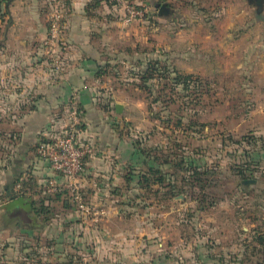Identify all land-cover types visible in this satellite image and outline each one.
I'll use <instances>...</instances> for the list:
<instances>
[{"label": "rangeland", "instance_id": "374dc122", "mask_svg": "<svg viewBox=\"0 0 264 264\" xmlns=\"http://www.w3.org/2000/svg\"><path fill=\"white\" fill-rule=\"evenodd\" d=\"M164 2L172 9L167 16L159 14L157 7ZM119 3L123 26L116 62L109 72L116 78L109 82L118 89L115 99H122L126 106L119 125L151 154L152 164H158L156 156L168 160L162 165L168 171L163 188L155 185L154 190L142 192L139 214L154 217L160 228L165 223L171 225L170 246H176L174 252L181 264H263L264 245L256 240L264 237V58L260 55L264 50L255 47L259 46L258 34H248L249 27L257 29L256 8L248 0ZM39 4L48 27L53 12L62 14L63 30L64 9L54 0H39ZM128 6L142 8L145 15L127 23ZM60 49L58 45L59 57ZM44 54L50 60L45 46ZM152 59L191 74L190 88L171 94L164 83L156 82L153 92L144 89L140 72ZM50 61L51 69L65 68L63 63L57 68ZM6 69L0 64L1 79ZM6 92L1 80L0 264L100 262L84 257L81 250L88 243L82 240L72 241L70 237L55 244L50 240L62 230L72 231L59 226V221L75 214L55 216L43 233L37 225L28 223L19 207L9 213L12 218L6 219L11 197L26 192L19 183L30 182L32 177L43 182L30 164L35 158L42 159L36 146L38 131L28 124L23 126L19 118L22 113L18 112L20 97H10ZM160 94L162 99L154 101ZM23 150L29 152L30 162L21 159ZM251 179L256 183L245 182ZM82 191L89 203L83 186ZM144 202L154 206L142 208ZM93 206L92 211L80 213L100 217L103 210ZM134 208L124 206V215ZM252 245L258 246V254L254 255ZM52 250L56 252L51 254Z\"/></svg>", "mask_w": 264, "mask_h": 264}, {"label": "crops", "instance_id": "0c3cea01", "mask_svg": "<svg viewBox=\"0 0 264 264\" xmlns=\"http://www.w3.org/2000/svg\"><path fill=\"white\" fill-rule=\"evenodd\" d=\"M54 1L65 14L59 44L60 59L65 64L63 71L51 69L52 63L44 54L49 27L43 23L39 0H0V64L7 66L0 84L2 80L10 97H20L18 112L22 114L19 118L23 126L28 124L38 131L37 144L63 132L70 102L73 98L78 100L84 113L79 141L96 144V152L84 161L81 183L89 203H94L104 213L96 218L84 217L63 188L49 191L47 183L62 181L63 177L41 155L42 159L35 158L30 164L43 177V182L32 177L30 182L19 184L25 186L26 197L48 205V212L38 216L30 210L28 202L21 209L28 223L39 226L42 233L55 216L75 214L73 218L59 221V226L72 231L62 230L50 240L55 244L71 237L72 241L88 243L91 247L84 245L81 251L86 258L99 259L96 264H181L182 260L174 252L176 246H170L171 225L165 223L160 228L154 217L145 218L137 208L143 201L144 190L164 186L156 183L152 175L150 183L140 184L142 175L151 174L149 165L161 169L164 177L168 171L160 160L156 161L157 165L152 164L151 154L142 153L138 140L127 136L123 125H119L120 113L126 106L122 99H115L118 89L112 88L109 82L116 78L109 72L116 62L115 50L123 26L120 0ZM254 16L257 29L249 27L248 34H258L259 46L255 47L261 52L264 50V8L256 9ZM260 55L264 58V51ZM117 75L115 73L114 77ZM117 104L122 105V112L117 110ZM28 153L21 151L20 157L25 162L29 161ZM39 184L43 186L39 188ZM128 205L135 210L124 215V206ZM153 206L151 202H144L142 208ZM55 252L52 250L51 254Z\"/></svg>", "mask_w": 264, "mask_h": 264}, {"label": "built area", "instance_id": "2783aa9c", "mask_svg": "<svg viewBox=\"0 0 264 264\" xmlns=\"http://www.w3.org/2000/svg\"><path fill=\"white\" fill-rule=\"evenodd\" d=\"M145 15L142 8L128 6L126 22L129 23L135 18ZM63 19L62 14L53 12L51 15L50 27L44 46L50 60L55 62L56 67H61V59L57 55V46L60 44ZM64 64V63H63ZM84 122V113L77 99L73 98L67 113V121L63 132L49 140L43 141L38 146V153L49 160L52 168L59 172L62 181H50L47 183L49 191H57L60 188L69 192L71 202L83 212H90L94 209L92 203L84 199L81 183V175L84 171L86 157L96 152V144L92 141L80 142L79 130Z\"/></svg>", "mask_w": 264, "mask_h": 264}, {"label": "trees", "instance_id": "16d2710c", "mask_svg": "<svg viewBox=\"0 0 264 264\" xmlns=\"http://www.w3.org/2000/svg\"><path fill=\"white\" fill-rule=\"evenodd\" d=\"M98 3V2H96ZM191 74H186V73H182L180 70L178 69H173L170 68L167 65H163L162 61L160 59H152L149 60L148 63L146 64L145 70L140 72V79L142 82V87H144V89H148L150 92H153L154 87L156 86V82L158 83H164V88H169L170 89V93L174 94L175 91L177 89H189L190 88V83H192V78H191ZM162 99L161 94L156 96L154 98V101L159 102ZM40 143H38L39 146ZM142 153L147 154V152L145 150H141ZM156 160H161L160 157L156 156ZM165 160H161L160 164H163ZM165 162H168V160H166ZM149 170L151 171L149 177L146 175H142L140 178V184L144 185V184H148L151 182L152 176H154L156 183H160L162 184L165 180V177L161 174L162 171L161 169H154L153 166L149 165ZM155 171V172H154ZM149 173V172H148ZM240 175H244L245 172L243 170H241ZM152 175V176H151ZM21 176H19L20 178ZM188 178V177H186ZM23 183H27L26 181H23ZM17 191V189H16ZM66 191V190H65ZM182 192V191H180ZM17 193V192H16ZM68 193V192H67ZM66 194V193H65ZM180 194V193H179ZM20 195V196H19ZM67 197L69 198L70 196H68V194H66ZM18 196V197H17ZM17 196H13L11 197V201H14L10 206L8 205V212L6 214V219L9 220L10 217L12 218L13 216H11V214H9L10 212H12V210L14 208H22L23 205L30 203L31 205V211H34V213L38 216L42 215V213H45L47 206L48 205H42V202H39L40 200H35V199H30L29 197H26L21 193H17ZM66 197V198H67ZM46 197L43 198V200ZM20 199H22L23 201H20ZM25 202V203H24ZM24 203V204H23ZM213 204V203H212ZM42 205V207H41ZM14 211V210H13ZM48 212V210L46 211ZM13 220V219H12ZM41 222H39L38 224L40 225V227L42 226L40 224ZM44 225V222H43ZM39 227V226H38ZM256 243L259 245H264V237L263 236H258ZM249 247V246H248ZM257 245H252V250L254 255L258 254L259 252L255 251L257 250ZM247 251V250H246ZM264 264V263H263Z\"/></svg>", "mask_w": 264, "mask_h": 264}, {"label": "water", "instance_id": "95a60500", "mask_svg": "<svg viewBox=\"0 0 264 264\" xmlns=\"http://www.w3.org/2000/svg\"><path fill=\"white\" fill-rule=\"evenodd\" d=\"M249 3H250V5H252L253 7H255L258 11L259 10H262L263 8H264V0H249ZM157 7H159L160 8V10H159V14H161V15H169V14H171V12H172V9H171V7H169L168 6V4L167 3H162V4H157ZM122 105L121 104H117V110L119 111V112H122ZM256 179H251V180H249V181H245L246 183H256ZM20 201H23L22 199H20ZM14 201H11L10 203H9V206L13 203Z\"/></svg>", "mask_w": 264, "mask_h": 264}]
</instances>
